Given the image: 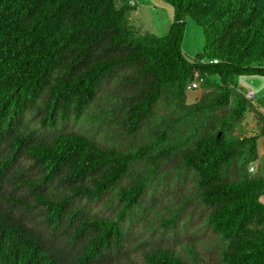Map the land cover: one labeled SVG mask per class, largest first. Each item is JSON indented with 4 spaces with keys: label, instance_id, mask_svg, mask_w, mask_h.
I'll return each instance as SVG.
<instances>
[{
    "label": "trees",
    "instance_id": "1",
    "mask_svg": "<svg viewBox=\"0 0 264 264\" xmlns=\"http://www.w3.org/2000/svg\"><path fill=\"white\" fill-rule=\"evenodd\" d=\"M118 1L0 0V264H211L198 237L156 239L192 205L217 264H264V175L250 172L264 116L249 135L236 83L264 77V0H161L162 37ZM188 18L204 34L192 60ZM169 183L189 190L164 217Z\"/></svg>",
    "mask_w": 264,
    "mask_h": 264
},
{
    "label": "rangeland",
    "instance_id": "2",
    "mask_svg": "<svg viewBox=\"0 0 264 264\" xmlns=\"http://www.w3.org/2000/svg\"><path fill=\"white\" fill-rule=\"evenodd\" d=\"M129 1L130 0H119L117 5L120 7L129 4L135 8L131 16L132 27L141 31V33H152L159 37L169 33L174 21V11L170 5L161 0H133L135 3L134 6V3ZM203 49V30L192 19L188 18L182 43L183 53L189 60H192L194 57L201 54ZM236 83L242 92L255 93L256 97L252 100L254 108L246 114L243 126L249 135L258 134L262 128V116H264V77L241 76L237 78ZM202 92L201 86L189 90L187 93L188 103H196ZM75 127L83 131L86 130L87 125L83 123ZM258 153L259 159L254 164V174L262 173L264 175V137L258 140ZM167 189H165V187L158 188V203L162 205V208H160L159 205L154 206L155 210L159 209L160 211H158L164 217L168 216L165 208L179 206V203L182 201L181 199L187 197L189 190L188 187L182 190L179 185L176 186L174 183H169ZM200 213L201 209L199 207H195L194 205L185 207L178 219V228L175 230V234L167 231L162 237L156 239L163 244L182 249L184 245L189 243L190 238L198 237L200 242L197 247L202 257L211 264H217V255L215 251H213V247H215V237L210 231L206 230ZM154 218H156V215L153 211V213L150 214V219L153 220ZM141 232L147 235V232L143 230H141ZM161 232L162 226L159 225L156 234L160 235Z\"/></svg>",
    "mask_w": 264,
    "mask_h": 264
},
{
    "label": "built area",
    "instance_id": "3",
    "mask_svg": "<svg viewBox=\"0 0 264 264\" xmlns=\"http://www.w3.org/2000/svg\"><path fill=\"white\" fill-rule=\"evenodd\" d=\"M209 63H216L217 61L216 60H213V61H208ZM200 86L199 83L195 82V83H192V84H189L188 85V90H192V89H195V88H198ZM247 98L253 100L256 96H255V93L254 92H248L246 94ZM250 172H255V167L254 166H251L250 167Z\"/></svg>",
    "mask_w": 264,
    "mask_h": 264
},
{
    "label": "crops",
    "instance_id": "4",
    "mask_svg": "<svg viewBox=\"0 0 264 264\" xmlns=\"http://www.w3.org/2000/svg\"><path fill=\"white\" fill-rule=\"evenodd\" d=\"M129 2L134 3L133 0H130ZM133 5L135 6V3H134ZM261 174H262V173H261ZM262 201L264 202V198L262 199Z\"/></svg>",
    "mask_w": 264,
    "mask_h": 264
}]
</instances>
